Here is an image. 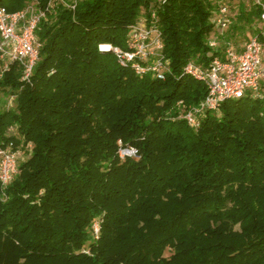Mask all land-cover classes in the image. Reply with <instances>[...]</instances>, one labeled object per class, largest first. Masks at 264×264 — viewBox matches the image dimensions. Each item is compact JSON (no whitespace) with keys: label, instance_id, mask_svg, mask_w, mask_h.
Wrapping results in <instances>:
<instances>
[{"label":"trees","instance_id":"16d2710c","mask_svg":"<svg viewBox=\"0 0 264 264\" xmlns=\"http://www.w3.org/2000/svg\"><path fill=\"white\" fill-rule=\"evenodd\" d=\"M53 1L29 81L16 63L0 70V95L15 103L0 98V147L20 143L10 126L33 145L0 193V264H264V101H226L196 130L177 119L178 102L196 106L206 94L183 66L220 55L206 44L219 0L0 7ZM248 1L226 31L230 43L232 30L259 35L261 9ZM151 13L170 68L164 81L98 51L124 48L128 27ZM118 142L137 158L119 159Z\"/></svg>","mask_w":264,"mask_h":264},{"label":"built area","instance_id":"2783aa9c","mask_svg":"<svg viewBox=\"0 0 264 264\" xmlns=\"http://www.w3.org/2000/svg\"><path fill=\"white\" fill-rule=\"evenodd\" d=\"M252 4L261 9L258 20L259 35H249L240 47H234L225 40V34L232 22L230 9L226 4L218 3L213 14L214 32L207 39V46L213 51H220L213 56L207 66L195 62H187L182 75L200 82L206 89L205 97L196 106L177 103V119L185 121L193 130L198 129L201 118L206 113H217L221 105L229 100H237L251 95L264 101V45L259 37L264 38V1L251 0ZM66 8L73 10L76 0H59ZM57 2H49L44 9L36 2L15 12H8L0 7V70L7 72L10 65L16 63L21 68V81L28 82L32 70L38 61L40 44L36 30L39 23L46 19ZM99 52H111L116 63L122 68L131 69L135 75L164 81L170 73L169 63L163 55L161 32L155 22V14L149 19L140 16L128 27L124 48L108 44L98 45ZM210 55V54H209ZM14 96L9 97L11 102ZM8 104V102H7ZM8 136H16V127L7 129ZM119 159L137 158L133 148L122 147L118 142ZM19 150L14 141L0 147V193L17 174ZM99 221L92 224V233L97 238Z\"/></svg>","mask_w":264,"mask_h":264},{"label":"rangeland","instance_id":"374dc122","mask_svg":"<svg viewBox=\"0 0 264 264\" xmlns=\"http://www.w3.org/2000/svg\"><path fill=\"white\" fill-rule=\"evenodd\" d=\"M218 3L226 4L228 6V8L230 9L231 17H232L231 18L232 24H236V18H237V14H238L239 4H243L246 7V9H248L250 7V2L248 0H219ZM252 30H253V27H251V29L245 28L242 32H238V31H234V30H232V32H229L228 35L231 38V42H232L231 44L234 47L239 46L242 43L243 39L246 38L247 35L252 34ZM263 63H264V54H263ZM0 98L3 100V106L5 108H7V109H13L14 108V106H15L14 99L10 102L9 97L0 95ZM7 102H8V104H7ZM14 137L20 141L19 144H15V148L19 150V156H18V164H19V163L25 161L29 157V155L32 151L33 145L31 143H27L26 145H24L22 142L23 138L20 135H16ZM14 141H16V140H14ZM169 255H170V252L165 251L164 257H168Z\"/></svg>","mask_w":264,"mask_h":264},{"label":"crops","instance_id":"0c3cea01","mask_svg":"<svg viewBox=\"0 0 264 264\" xmlns=\"http://www.w3.org/2000/svg\"><path fill=\"white\" fill-rule=\"evenodd\" d=\"M240 46H241V44L239 46H237V48L240 47Z\"/></svg>","mask_w":264,"mask_h":264}]
</instances>
